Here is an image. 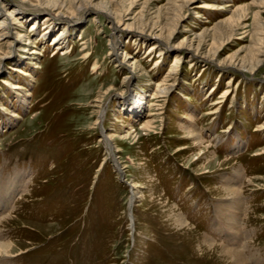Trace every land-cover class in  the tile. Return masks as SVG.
<instances>
[{"label":"rangeland","instance_id":"obj_1","mask_svg":"<svg viewBox=\"0 0 264 264\" xmlns=\"http://www.w3.org/2000/svg\"><path fill=\"white\" fill-rule=\"evenodd\" d=\"M119 1L127 7L121 12L130 9L132 19L145 10L151 25L160 11L159 22L167 23L174 5L173 0ZM14 2L0 0V6ZM22 4L26 16L46 15L33 9V0ZM238 8L245 12L230 24ZM183 12L171 43L163 40L155 50L151 36L121 32L123 55L132 57L128 65L110 52L113 27L94 9L77 18L79 26L61 50L52 39L64 32L66 20L55 22L48 37L41 22L29 35L32 44L19 51L23 55L33 46L36 51L27 67L34 77L23 92L30 97L28 106L13 89L25 84L15 71V47H4L10 56L0 70L2 190L25 175L13 217L0 226V237L16 245L12 264H235L220 252L204 253L211 244L246 246L243 257L264 264V63L251 73L221 62L248 56L256 29L264 34V25H256L264 24V4L194 0ZM219 24L222 31L214 34ZM232 25L235 33L227 40ZM30 26L26 19L15 26L13 44ZM204 32L207 42L198 52ZM215 36L217 44L224 42L213 61ZM184 39L188 42L180 47ZM177 58L179 65L169 74ZM9 72L12 85L6 86L1 80ZM167 79L172 91L156 98L157 84ZM133 91L146 97L138 117L126 113L123 102ZM149 122L152 128L144 129ZM187 126L201 130L214 156H203L206 150L185 138ZM133 184L142 197L130 209ZM231 186L241 191L245 205L243 229L234 241L215 224L216 209L227 197L222 190ZM178 216L188 226L181 227Z\"/></svg>","mask_w":264,"mask_h":264},{"label":"bare ground","instance_id":"obj_2","mask_svg":"<svg viewBox=\"0 0 264 264\" xmlns=\"http://www.w3.org/2000/svg\"><path fill=\"white\" fill-rule=\"evenodd\" d=\"M30 1L32 0H21V2H19L18 0H15L13 4H9V5L4 4L2 7L0 6V70L2 66V61L5 59H8L10 56L8 52H7L8 54L4 53L3 51L4 47L12 48L11 46H14L15 52L13 54H15L14 55L15 58L13 59H15L17 66H19L17 67L19 69H15V71L17 70L16 72H18V74L24 76L23 79H25V84H13L14 86L13 89L18 92L17 93L18 95L16 96H18V100H20L21 103H23V105L25 106L29 105L30 97L27 98L26 93H24L23 95V92L29 89V87L31 86L30 85L31 82H29L28 80L34 77L33 73L27 70V67L33 58L36 59L34 57V55L36 54V51H35V46H33V48L31 49L27 48L23 55L22 54L20 55L19 51L21 52L24 51L26 46H28L29 44H32L31 38L29 35L31 32L39 31L38 24H40L41 22H43V24L46 26L45 30L47 29L49 30L48 33L45 32V35H44V37L46 35L48 37V36H51L52 33L55 31L54 30L55 26H58V24H55V22L66 20L67 25L66 24L64 25V28H63L64 32L55 36L52 39L53 40L52 44H54L55 46H57L56 48H60L59 50H61L63 49L62 47L63 44L67 41L69 42V39L67 40V38L69 37L70 33L74 32L79 26L78 22L76 21L77 18L81 17L84 13L94 9L96 10L98 14L105 15L110 20L111 25L113 27L115 36L112 38V41H111V51L110 52H112L113 56L116 57L117 62H119L120 64L128 65L132 62V57H130L128 54H126L125 56L123 55L124 48L121 43V35H120L122 34L121 32H124L125 30H135L136 32H139L141 34H144V35L146 34L147 36L149 35V37L151 36V38L156 41L152 46V50H155L157 48V43L163 40H166L167 43H171V40L173 39V36L178 28L180 21L184 19L183 11L185 9H188L194 0H173V2H170L172 4L174 3L173 8L168 9L169 12L171 11V14L169 15V17L171 18H168V20L166 21L167 23L165 24L159 22L160 19L162 18L161 11H160L156 18L158 19V21L156 20L157 22L156 21L155 23L153 22V25L149 23V19L147 18L148 16L144 14L145 10H143V12L140 14L139 17L136 16L134 19H132V17L131 18L129 17L131 15V11H129L130 9L126 10L127 11L126 13L121 12V8L125 7V2L119 1V0H103L96 4L95 2H93V0H33V2L35 3L33 4V9L43 10L46 13V15L42 17V19L40 17L26 16L22 13L21 7L22 8L26 7L22 3L30 2ZM260 1L262 2V4H264V0H260ZM134 3L135 1L131 2L129 4V7H132ZM201 7L202 6H200V8ZM65 10L69 13L70 17H66L65 14L62 13V11H65ZM244 12H245L244 8L236 9L232 18L229 19V23L233 24L235 21L237 22L238 19H240L238 14L242 15ZM64 16L67 19H65ZM258 16H259V13L255 15L256 22L258 21L257 19ZM25 19L27 23H31L30 27H32V29L31 31H26L27 30L26 27L23 26L25 27L26 30H23L22 32L19 33L18 39L15 40V43L13 44L12 36L16 30L15 26L20 24L21 20H25ZM259 22H257L256 25L258 26H260V24H262V26L264 25L263 23L261 22L259 23ZM221 24H223V22ZM258 26H255V29ZM231 27L232 29L230 31V34H228L229 36L227 37V40H230L233 34L235 33L234 26L232 25ZM219 28H221L220 24L214 34L219 33V31H222ZM205 32L198 37V41H199L198 46H197L198 52H200L201 50H204L205 45L203 44L207 42L206 41L207 34H205ZM47 37H46V40L48 39ZM252 39H253L252 41L255 43L253 47L249 49L248 56L246 55L243 58H240L236 54V55L230 56L228 61L227 60L221 61L222 64L224 66H238L240 68H246V69H249L251 73H253L256 69L260 68L261 65L264 63L263 59L261 58L262 56H264V34L263 33L260 34L259 31L256 29V31L254 32L252 36ZM26 41H30V42L26 44ZM187 42L188 40L184 39L180 47L185 46ZM223 42L220 44H217V39L215 36L214 42L212 44L213 47L212 49H210L211 51L209 52V58L212 59L213 61L219 60V51L223 47ZM39 55H42V53H40ZM122 56L124 57L123 59H121ZM21 64L23 66H26V68L21 66ZM178 65H179V58L176 59V62L175 64H173L169 74H172L173 71L178 67ZM36 67H40V66H36ZM5 69L8 70L9 67L7 66ZM8 74H9V78H2L1 80V83H3V85H6V86L12 85L9 82V79L11 78L12 73L9 72ZM168 82L169 81L167 79L164 83L157 84V92L155 94L156 98H164L168 96V94L172 91L173 86L172 84L170 85ZM132 93L133 94H130L129 97L123 98L125 111L126 113L134 117H138L139 115H142L146 97L143 93L142 94L138 93L135 95H134V91ZM227 93H228V90L225 91L224 96H227ZM221 103L222 102H219L218 105ZM11 117L17 118L18 115L14 113L13 116ZM103 118L104 116L102 117V119ZM152 125L153 123L149 122L143 128L148 130L152 128ZM184 129H185V135H186L185 138L192 140L194 142L193 146H200L201 148L203 147L204 150H206V152L203 153V156L207 152L208 153L211 152L210 144L204 141L201 130H198L199 129L198 127L191 128L189 126L188 128L187 126V128L184 127ZM262 129H264V127ZM104 139H107L106 146L109 151V154H111V156L112 154L114 155L115 150H113L114 147L112 149V143H110L109 141L110 138L106 137L105 135ZM219 143L220 141L218 140L216 144H219ZM111 151L112 153H110ZM211 154L212 156H214L212 152L210 153V155ZM119 174L120 176H123V180H124V174L121 170H119ZM24 178H25V175L21 176V179H19V177H17L15 180L13 179L15 183H12L8 187H5L4 190H2L3 183L1 181L2 179L0 178V226L3 224L4 221L13 217V215L10 216V214L13 212L14 207H15V205L13 204L14 200L17 199L15 195L17 196V194H19L17 197L21 196L23 192L21 190L22 185H23L22 181ZM249 182H251V180H249ZM129 187H131V194H132L131 200H130L131 202L129 201V204H131L130 209H132L135 202H137V200L142 196H141V192H139L138 190L139 188L138 184H133ZM222 192L225 193L227 197H226V200L224 199V201L221 202L219 207L216 209L215 224L220 226L219 230L221 232H225L227 237L230 238V240L234 241L236 238L239 237L243 229L242 225L244 223L243 219L245 215V211H244L245 205L243 204V201L242 200L240 201L239 199L241 198L240 197L241 191L238 190L237 187L231 186L229 187V189L222 190ZM177 223L183 228L188 226L187 222L184 219L180 218L179 216L177 217ZM0 234H2L1 230H0ZM217 247L219 248L218 249L219 251L216 250ZM245 247L246 246H244L242 249H235V248L233 249L223 248L222 249L219 246L211 244V245H207L205 249L203 250V252L210 253L211 255H214V253L220 252L223 259H226V260L230 259L231 261L235 262V264H259L260 262L259 259H256V257L254 256L250 258L243 257L242 250ZM15 248H16L15 242L4 241L3 237H0V264H12L10 262V259L12 257H15L14 256Z\"/></svg>","mask_w":264,"mask_h":264},{"label":"water","instance_id":"obj_3","mask_svg":"<svg viewBox=\"0 0 264 264\" xmlns=\"http://www.w3.org/2000/svg\"><path fill=\"white\" fill-rule=\"evenodd\" d=\"M121 173V172H120Z\"/></svg>","mask_w":264,"mask_h":264}]
</instances>
